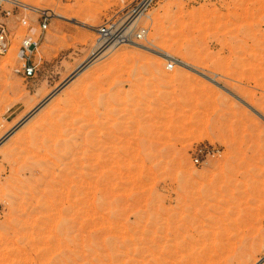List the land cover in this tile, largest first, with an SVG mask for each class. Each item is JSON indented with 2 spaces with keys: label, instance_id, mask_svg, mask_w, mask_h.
<instances>
[{
  "label": "rangeland",
  "instance_id": "1",
  "mask_svg": "<svg viewBox=\"0 0 264 264\" xmlns=\"http://www.w3.org/2000/svg\"><path fill=\"white\" fill-rule=\"evenodd\" d=\"M138 1L19 0L65 17L30 78L9 19L0 264H264V0H153L99 47Z\"/></svg>",
  "mask_w": 264,
  "mask_h": 264
},
{
  "label": "built area",
  "instance_id": "2",
  "mask_svg": "<svg viewBox=\"0 0 264 264\" xmlns=\"http://www.w3.org/2000/svg\"><path fill=\"white\" fill-rule=\"evenodd\" d=\"M4 1L0 0V55L4 54L10 46L11 39L15 33V29L10 27L9 19L15 15L16 12V25H22L26 27V31L21 35L19 43L16 49L17 62L12 67L13 71L23 78H30L36 75L39 66L42 62L41 54V41L49 28L51 12L49 8H26L22 6L19 0H8L7 3L10 6H5ZM153 0H139L133 4L129 10H127L126 19L123 22L125 24L130 18L131 23L137 17L138 13L145 12L151 5ZM27 9L30 13H26ZM30 21H35L37 23V30L31 31L32 24ZM128 21V22H129ZM127 22V23H128ZM124 27L115 26V22L111 20H106L99 24L96 28L98 33V39L102 43H129L130 40L135 38H144L146 35L147 27L138 25L134 30H130L131 23ZM127 27V28H126ZM131 42V41H130ZM173 62L166 63L165 67L167 69L173 68ZM197 161L198 158L195 157Z\"/></svg>",
  "mask_w": 264,
  "mask_h": 264
},
{
  "label": "bare ground",
  "instance_id": "3",
  "mask_svg": "<svg viewBox=\"0 0 264 264\" xmlns=\"http://www.w3.org/2000/svg\"><path fill=\"white\" fill-rule=\"evenodd\" d=\"M6 1H8V0H6ZM5 2V1H4ZM22 4V3H21ZM30 9V8H29ZM52 15H54V16H56V17H58V18H65L63 15H61V14H58V13H51ZM68 20H71V21H73V22H75V23H78V22H76V21H74V19H68ZM146 34H147V31H146ZM146 36V35H145ZM130 41H134V40H130ZM130 41H129V43H130ZM131 44V43H130ZM100 46L99 47H103V48H105V47H109V48H111V47H118L119 45H117V43L115 42V43H105V44H102V43H100L99 44ZM133 45H134V43H133ZM140 47V46H139ZM141 48H142V46H141ZM143 48H145V49H148L147 47H144L143 46ZM103 51V50H102ZM101 51V52H102ZM121 128V127H120ZM118 129V128H117ZM64 147V146H63ZM91 150V149H90ZM88 151V150H87ZM126 151V150H125ZM92 153V152H91ZM126 153H127V151H126ZM129 153V152H128ZM93 156V155H92ZM87 157V156H86ZM140 157V156H139ZM141 158V157H140ZM78 159V158H77ZM73 160H75V159H73ZM78 163H79V161H78ZM96 163V162H95ZM77 164V163H76ZM110 166V165H109ZM70 167V166H69ZM116 167V166H115ZM124 168V167H123ZM74 170V169H73ZM94 170V169H93ZM106 170V169H105ZM129 172V171H128ZM80 173V172H79ZM121 173V172H120ZM105 174V173H104ZM123 173H121V175H122ZM125 175V174H124ZM62 177V176H61ZM80 178V177H79ZM74 179V178H73ZM79 180V179H78ZM83 183V182H82ZM112 184V183H111ZM114 184V183H113ZM37 189V188H36ZM81 200V199H80ZM76 203V202H75ZM78 204H80L81 203V201L79 202H77Z\"/></svg>",
  "mask_w": 264,
  "mask_h": 264
}]
</instances>
